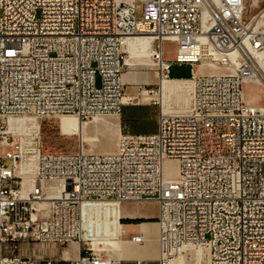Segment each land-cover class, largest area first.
<instances>
[{"label": "built area", "instance_id": "1", "mask_svg": "<svg viewBox=\"0 0 264 264\" xmlns=\"http://www.w3.org/2000/svg\"><path fill=\"white\" fill-rule=\"evenodd\" d=\"M70 1L55 11L58 0H0V264H112L83 239L82 207L152 201L160 264L186 247L206 249L207 264H264V104L244 98L246 85L264 84L255 57L264 9L248 21L245 0ZM141 36L153 39L160 79L189 66L188 114L160 113L153 134L120 133L114 153L45 154L39 130L28 131L25 149L8 133L21 117L118 118L126 41ZM165 43L175 46L171 61ZM168 160L177 163L169 179Z\"/></svg>", "mask_w": 264, "mask_h": 264}, {"label": "rangeland", "instance_id": "2", "mask_svg": "<svg viewBox=\"0 0 264 264\" xmlns=\"http://www.w3.org/2000/svg\"><path fill=\"white\" fill-rule=\"evenodd\" d=\"M139 9H140V5H138L137 16H139ZM245 9H246L245 18L249 21L252 17L256 16L260 11L264 9V0H260L259 5L257 7L253 4V0H245ZM262 31L264 32V27L262 28ZM163 51H164L165 59L171 61L175 54V46L173 44L165 43L163 45ZM127 57L128 55H126V59ZM148 60L149 63L147 62L145 63L143 59L140 60L135 59L134 62L136 63V66L133 67L132 69L129 68L126 69V72L130 74H134L135 78L137 77L139 79L130 86L131 88L134 89V92L130 93V91L128 90L126 98H130L131 100L129 103H133V104L136 103L147 104L153 101L155 105L153 106V109L151 111L146 112V116L149 119L156 120L157 116L161 113V107L157 97L158 80L155 76V71H154L155 68L152 66L150 57L148 58ZM141 64H147V66H142ZM169 77L171 79L188 78L190 77V68L189 66L186 65H172L170 68ZM146 78H151L152 82H149L148 80H146ZM123 82L125 85H130L127 84V82L124 80V75H123ZM145 91H148L150 93L148 95L145 94V97L141 96V93ZM145 98L148 99L144 100ZM244 98L246 103L251 105L264 104V90L260 86L246 85L244 87ZM190 99L188 100L186 106L179 104L172 105L171 108L173 111L172 110L170 111L171 114L186 113L191 105ZM128 115L129 113L125 112L124 118L128 119L127 117ZM57 118L56 117L48 118L41 121H36L37 123L35 122L39 127L40 136L38 141H39L40 149L43 153L75 154L77 152H82L84 154H102V153H111L115 151L118 136L120 132H122L120 118L117 119L115 117H99L95 119H83L81 120L83 126V133L81 134L80 137L78 136L67 137L61 135L56 122ZM110 121H115L117 124V128H115L114 130H109L106 124ZM151 126L152 124L150 123V127L144 129L143 132L151 131L152 130ZM28 131H32V130L25 129L24 131H20L19 133H16V135L14 134L15 138L21 139L22 142H24L23 143L24 149L25 147L29 148V146L27 145L28 141L26 139V135L28 134ZM81 137L82 138L89 137L93 139V141L81 142ZM168 165L167 168L175 169L176 165L174 163ZM23 184H28V181L23 180ZM123 205L127 207L128 212H140L145 217H148L150 219L149 221H144V220H140V221H144L145 223H154V219L157 214V207L155 203L143 202L141 205H137V203H128ZM141 207H144V209H142ZM109 248L111 247L106 244H98L94 248L95 249L94 251L99 252L102 255L105 254ZM41 253L42 251H40V254ZM50 254L56 255L57 251L51 249ZM170 263L172 264V262H169L168 264ZM182 264H193V261L190 258L189 259L187 258V261L183 262ZM202 264H207V255L206 257L204 256Z\"/></svg>", "mask_w": 264, "mask_h": 264}, {"label": "bare ground", "instance_id": "3", "mask_svg": "<svg viewBox=\"0 0 264 264\" xmlns=\"http://www.w3.org/2000/svg\"><path fill=\"white\" fill-rule=\"evenodd\" d=\"M253 4L257 7L256 0H253ZM70 8H71L70 0H58V2L55 3V11H68L70 10ZM257 19L258 18H256V20ZM257 25L264 27V19L261 22H258ZM142 37H148V36L131 38L133 42H136V43L138 42L134 47L137 49H140L141 51H137V52H133L129 54L127 59H125L126 66H131L135 59H139V60L143 59L145 63L146 62L149 63V60H148L149 57L151 60V52L153 51L155 47L154 46L150 49L151 45L154 44L153 39L151 37H150L151 40L136 39V38H142ZM261 54L264 56V49L262 50ZM255 55H256L255 56L256 63L262 75L264 76V61H262L261 59L262 55H259L258 53H256ZM151 63H152V66L155 68V64L152 60H151ZM141 65L147 66V64H141ZM123 75H122V82H123ZM156 78L158 79L159 83H161L160 88H159L158 100H159L160 107H161V113L163 115L171 114L170 111L172 110L171 108L172 105H177V104L184 105V106L187 105L188 100L191 98V93H192L191 81L188 82V81L163 80V79H160L158 76H156ZM260 86L264 88V84L261 81H260ZM149 93L150 92L148 91L142 92L141 96L145 97V94L148 95ZM147 99L148 98H145L144 100H147ZM127 101L128 99L125 98L123 101L124 104H128ZM188 113H189V109L186 113H176V114H188ZM99 117H113V116H92L89 119H95ZM35 122L36 121L32 117H21L17 119H10L7 122L8 133L11 135H14V134L16 135V133H19L20 131H24L25 129L26 130L30 129L32 130L31 132L37 133L39 130V127L36 124L37 122L36 123ZM56 122H57L58 129L61 135L63 136L80 137L81 134L83 133V126L81 123L82 121L76 116H72V115L59 116ZM106 125L109 130H114L116 128L114 121H110ZM90 141H93V139L89 137H83V138L81 137V142H90ZM114 152H111V153H114ZM171 163H174L176 165L175 169L167 168V165ZM176 168H177V163L171 160L165 161L162 166L163 173L166 177H168V179L173 178L177 174ZM23 173H24V169L21 167V169L17 171V176L22 179V186H23L22 190L26 191L27 188L29 187L31 177L26 176ZM23 180L28 181V184H23ZM120 205L122 204H118L116 202H94L88 205H84L82 207L81 220H82V227L85 231V236H83V239L88 242V244L93 250H95L94 248L100 243L98 239L99 237L111 236L115 238L117 236L119 225L121 226V223L119 222L120 217H119V212H118V207ZM211 214H213V217H221V210H219V205H211ZM206 255H207V250L204 248L186 247L182 249L180 254L171 258L169 262H172V264H182L183 262L187 261V258L188 259L190 258L193 261V264H202L204 256L206 257Z\"/></svg>", "mask_w": 264, "mask_h": 264}, {"label": "crops", "instance_id": "4", "mask_svg": "<svg viewBox=\"0 0 264 264\" xmlns=\"http://www.w3.org/2000/svg\"><path fill=\"white\" fill-rule=\"evenodd\" d=\"M136 39H149L150 37H142ZM138 43V42H137ZM133 42L131 38L127 39L125 52L127 55L141 51L140 49L135 48L134 46L137 44ZM155 44H152L150 49L154 47ZM136 66V63L133 62L131 66H127L129 69H132ZM143 66V65H142ZM189 78V77H188ZM188 78L185 79H169L172 81H189ZM124 80L127 82L125 88V93L127 95L128 90L130 93L134 92V89L130 86L139 80L137 77L135 78L134 74H130L128 72L124 73ZM145 80V79H142ZM149 82H152L151 78H146ZM158 80V79H157ZM161 83L158 81V94ZM158 97V95H157ZM160 104V103H159ZM155 103L153 101L147 104H131L124 106L121 109V113L117 119H121V127L122 132L124 134H153L156 131L157 118L149 119L146 116V112L151 111ZM184 106V105H183ZM125 112L129 113L127 116L128 119H125ZM115 122V121H114ZM150 123L152 124V130L149 132H143L144 129L150 127ZM119 124V122H118ZM116 128L117 124L115 122ZM142 203H137V205H141ZM144 209V207H141ZM123 204L118 207L119 212V220L127 219V220H143L144 215L140 212H128V209ZM137 218V219H136ZM119 221V222H120ZM123 225V226H122ZM120 231V232H119ZM120 234V235H119ZM141 236L143 243L141 245H137L131 241V238L134 236ZM93 238V237H92ZM99 244H106L111 248L106 251V258L111 261L112 264H136L137 261H143L146 264H160V251L159 244L157 241V226L155 223H138V224H122L119 225L118 233L115 238L111 236L99 237ZM111 239V240H110ZM103 241V242H101ZM105 242V243H104ZM110 242V243H109ZM36 249L38 253L42 251L47 257L59 258V250L57 248L51 246H41L37 245ZM53 249L57 251L56 255L50 254V250ZM68 253L71 258H76L80 254L79 244L74 242L69 245ZM55 264H65V263H55Z\"/></svg>", "mask_w": 264, "mask_h": 264}, {"label": "trees", "instance_id": "5", "mask_svg": "<svg viewBox=\"0 0 264 264\" xmlns=\"http://www.w3.org/2000/svg\"><path fill=\"white\" fill-rule=\"evenodd\" d=\"M189 79V78H188ZM122 222V224H138V223H142L144 221H140V220H127V219H123L120 221V223Z\"/></svg>", "mask_w": 264, "mask_h": 264}]
</instances>
